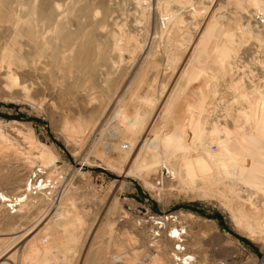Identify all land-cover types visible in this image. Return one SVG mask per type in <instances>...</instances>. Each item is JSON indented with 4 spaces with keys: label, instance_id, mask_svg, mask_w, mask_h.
Segmentation results:
<instances>
[{
    "label": "rangeland",
    "instance_id": "1",
    "mask_svg": "<svg viewBox=\"0 0 264 264\" xmlns=\"http://www.w3.org/2000/svg\"><path fill=\"white\" fill-rule=\"evenodd\" d=\"M47 1L0 0L1 43L16 47L10 57L0 48V193L42 182L45 204L29 219L39 210L45 221L71 219L60 230L72 240L46 258L32 246L33 261L144 264L152 252L171 264L162 249L170 255L175 227L205 264H264V235L238 226L197 163L175 164L162 146L191 141L195 120L205 130L197 144L212 150L223 140L213 128L264 124V0H51V17ZM42 150L49 159H36ZM242 171L228 169L238 186ZM8 204L0 196V250L9 217L21 212ZM28 221L14 225L16 256L33 240ZM195 235L203 253L190 246Z\"/></svg>",
    "mask_w": 264,
    "mask_h": 264
},
{
    "label": "bare ground",
    "instance_id": "2",
    "mask_svg": "<svg viewBox=\"0 0 264 264\" xmlns=\"http://www.w3.org/2000/svg\"><path fill=\"white\" fill-rule=\"evenodd\" d=\"M47 4L49 6L48 11H49V14L51 17V16L55 15L54 11H56V10H54V4L53 5L51 4V0H48ZM44 10L45 9H43V11ZM86 10H87V8L83 9V13L86 12ZM45 12H46V10H45ZM41 15H42V13H41ZM37 17H38V15H37ZM77 19H78V17H77ZM18 26H19V24H18ZM46 28H48V27H46ZM72 31H73V29H72ZM73 32H75V31H73ZM5 33L6 32H4V35H5ZM13 33H14V31H13ZM21 34L19 36H21ZM64 34H65V31H64ZM1 35H3V34H1ZM23 38H25V37H23ZM48 40H49V38H48ZM40 42H38V43H40ZM13 44L14 43H10L7 41L5 43H1V37H0L1 56L10 57L7 54L14 52L13 50L16 48L14 46L15 44L14 45ZM192 45H193V43H192ZM104 46H106V45H104ZM36 47H38V46H36ZM46 47H47V45H46ZM43 49H45V48H43ZM16 50H18V49H16ZM40 50L41 49L39 47V51ZM34 51H35V49H34ZM52 51H53V53L56 52L54 50H51V52ZM34 55H35V53H34ZM53 63H54V61H53ZM32 65L35 66V63L33 62V64H31L28 67L29 68V70L27 69L28 71H32ZM34 68L37 69V71L39 69H42L39 67L38 68L34 67ZM23 69H21V70L23 71ZM48 70H49V68H48ZM33 76H37V75L34 74ZM13 77H15V76H13ZM41 78H42V76H41ZM237 117L238 116H235V118H237ZM14 123H16V122H14ZM179 126H181V125L179 124ZM194 127H196V129H193V131L191 132L192 133L191 136H189L190 138H192L191 141L187 137H185L184 139L180 140L178 143H175L174 145H172L170 143L167 144L166 142H164L162 144L165 157L168 160H179L175 164H178L181 162L197 163L198 170H196V171H198V177L199 178L201 177L202 179L205 180L204 185H206L207 190H210L211 192H219V193L225 194L224 197L227 198L226 203L229 206L233 220L238 224V226H242L243 229H245L246 232L250 233L251 236H255L256 232H259L260 234L264 235V168H263L264 162H261V160H262L261 154L264 152V124H260L255 119L250 118V121L244 120V119L243 120H240V119L236 120V122L234 123L233 129L231 131L225 130L224 133H221V131L223 129L221 130L219 128L218 129L213 128V132H215L214 133L215 135L217 134L216 135L217 137L223 136V140L220 139L221 141H219V142H216L214 140V142L217 145L216 150H212V148H211V144H213V142L210 143V142L204 141L202 137H201L202 138L201 143H198L199 145L197 144L196 140H198V136L204 135L205 130H203L200 125L198 126L197 120H195V126ZM181 131L183 133H186L187 130L184 131L183 129H181ZM161 142H162V139H161L160 143ZM149 145H150V148H152L154 151L155 150L154 148L156 147L155 144L152 143ZM205 151L207 152L206 153L207 157L205 154H203V153H205ZM154 153H155V151H154ZM33 157H35V156H33ZM49 157H50V153L46 150H42V151H40L39 155L37 154L36 159L40 158V159H42V161H44V160L49 159ZM50 159H52V156ZM198 164H200V167L198 166ZM231 165H233L235 167H239L243 170L242 172L244 174L243 173L242 174L245 176V181H246L245 186H241V185L238 186V184H234L230 180V178L228 176V174H229L228 169L230 168ZM187 174L189 175V173H187ZM184 178H186V177H184ZM4 179H6V178H4ZM233 180H235V178ZM184 183L187 184L186 182H184ZM236 183H237V181H236ZM187 186H188V184H187ZM24 187H26V189L24 190L23 193L20 191L21 194H19V195L10 196L8 194L0 193L3 204L9 203L8 206H11L12 209H14V206H16V207H17V205L21 206V210H20L21 212H19V214H16V215H11V217H9V219H8L9 220L8 221L9 223L7 224L8 229L3 234V236H7L8 238H10L9 239L10 242L8 244L9 245L8 248L5 245L0 250V264H15V258L16 257H18V264H22V263L29 262V261H30L29 264H34V263L35 264H41L40 261L34 262L33 259L28 254V250L30 248H32V246L36 247V250L41 248L40 250L36 251V253L37 252L41 253V251L45 250V252L43 254H44V257L46 258L49 255L56 253L55 249L57 250V248H59L58 245L61 242L64 243V241L67 242L69 240H72L71 236H66V238L64 240L63 239L64 233H61V230H60L61 227L68 226L67 224L65 225V223L66 222L70 223L71 222L70 218H66L65 216H62V215H59V216L56 215L58 218L55 217L56 219H54V220L45 221L46 217L42 218L43 214H45V210H41V211L39 210V212H38L39 215H37L38 217H36L33 220L29 219L31 214L33 213V210L34 209L36 210L38 206H41V204L44 203V198L46 196V192L44 191V188L46 186L43 185V183L41 182L39 184V186L37 187L31 182V183H26V186H24ZM33 194H35V195H33ZM15 212H16V210H14L12 213H15ZM8 214H10V213H8ZM188 215H192V214L188 213ZM4 218L6 219V217H4ZM52 218H54V217H52ZM27 220H29L28 222H30V221L31 222H30V224H28V226L26 225L27 227H29V230L26 234H28L29 237H33V240H31L28 243L26 249H24L23 251L19 250L21 253L18 254L19 256H16V254H15L16 251L14 248L15 247L14 242H16V240H18L17 238H18L19 234H21L22 231L16 230L14 225L16 223H19V222H22V224H24L23 222H27ZM18 226H21V224ZM23 229H24V226H23L22 230ZM181 229L185 232L184 228H178L177 229V228L173 227L170 230L171 231L170 236H172V238L170 237L169 239H171V241L175 244H176V238L180 237V234L182 231ZM66 234L68 235V233H66ZM185 240H186V243L188 244L189 239H186V237H185ZM28 241H29V239H28ZM160 242H161V240H160ZM67 244H69V243H67ZM70 244H72V243H70ZM190 246L191 247L194 246V249L199 248V251H200L199 253H203L201 251H203L204 247L200 246V240L197 238L196 235L191 238ZM190 246H188L189 249H190ZM19 247H21V243H20ZM158 248H160V247H158ZM162 250H163V252H162L163 256L166 257L171 264H175L174 260H173V256H172V251L170 252V255H169V251L164 246H163ZM191 251H193V250L191 249ZM193 253H194L193 255H195V259H196L195 263L196 264H205L206 258H205V256H203V254L198 255L196 251H193ZM137 254L138 253H136L135 255L137 256ZM152 254H153L152 252H149L147 254V257L150 261V264H166L162 261V259H159L157 256H153ZM136 256H135V258H137ZM44 257L39 259V260H42V264H45L43 261V259L45 260ZM170 257H171V259H170ZM149 261L147 263H144V264H148ZM129 263H130V261H129Z\"/></svg>",
    "mask_w": 264,
    "mask_h": 264
},
{
    "label": "built area",
    "instance_id": "3",
    "mask_svg": "<svg viewBox=\"0 0 264 264\" xmlns=\"http://www.w3.org/2000/svg\"><path fill=\"white\" fill-rule=\"evenodd\" d=\"M163 174L164 171L162 170L160 177L169 175L168 171L166 172V175ZM161 183L162 182L159 179L157 181V184L161 185ZM172 256L175 264H195V255L191 254L187 249L185 232L183 230L181 231L180 237L176 238V244L172 250Z\"/></svg>",
    "mask_w": 264,
    "mask_h": 264
}]
</instances>
